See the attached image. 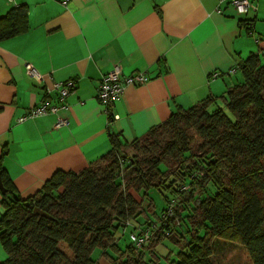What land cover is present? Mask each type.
<instances>
[{
    "label": "crops",
    "instance_id": "obj_1",
    "mask_svg": "<svg viewBox=\"0 0 264 264\" xmlns=\"http://www.w3.org/2000/svg\"><path fill=\"white\" fill-rule=\"evenodd\" d=\"M250 1L248 13L238 14L219 0H0V17L16 5L27 13V29L0 40V167L14 192L33 196L56 171L88 167L111 149L109 134L129 143L178 108L207 97L211 108L222 105L241 81L239 63L251 54L264 61V0ZM27 63L41 82L27 75ZM114 65L147 80L126 85L106 113L97 90ZM67 79L76 87L66 107L17 121L47 86ZM58 116L67 124L55 127Z\"/></svg>",
    "mask_w": 264,
    "mask_h": 264
},
{
    "label": "trees",
    "instance_id": "obj_2",
    "mask_svg": "<svg viewBox=\"0 0 264 264\" xmlns=\"http://www.w3.org/2000/svg\"><path fill=\"white\" fill-rule=\"evenodd\" d=\"M26 14L16 5L0 17V40L25 31ZM239 71L222 105L211 108L207 97L178 108L129 143L109 134L111 149L79 172L56 171L33 196L16 194L0 167V264H162L156 250L165 239L178 247L170 264H214L217 240L241 244L252 264H264V61L251 54ZM150 188L163 199L152 213L132 194ZM151 225L156 245L136 246L130 233Z\"/></svg>",
    "mask_w": 264,
    "mask_h": 264
},
{
    "label": "built area",
    "instance_id": "obj_3",
    "mask_svg": "<svg viewBox=\"0 0 264 264\" xmlns=\"http://www.w3.org/2000/svg\"><path fill=\"white\" fill-rule=\"evenodd\" d=\"M66 2V0H64ZM220 3L227 2L235 9L238 14H246L249 9L253 7L250 0H219ZM26 73L29 77L41 82L43 80V75L30 63L25 66ZM234 71L232 69L230 72ZM217 72L211 74V78L217 76ZM147 80V76L142 73H136L133 75H122L121 68L119 65H114L112 69L102 75L99 81L97 90V99L99 103L104 108L106 113H109V109L112 105L121 97L124 92V87L126 85L142 84ZM76 80L67 79L64 81L52 82L50 86L45 88L46 97H44L39 103L33 105L27 109L21 116L17 118L18 122H23L28 119H33L41 117L48 114H57L58 111L66 107V97L75 89ZM54 91L55 103L51 102L50 95ZM67 124V120L62 117H57L55 122V127H60ZM173 208V202H171L164 212L162 218L167 219ZM152 225L150 228L136 229L130 233L129 237L136 246L140 247L152 239Z\"/></svg>",
    "mask_w": 264,
    "mask_h": 264
},
{
    "label": "rangeland",
    "instance_id": "obj_4",
    "mask_svg": "<svg viewBox=\"0 0 264 264\" xmlns=\"http://www.w3.org/2000/svg\"><path fill=\"white\" fill-rule=\"evenodd\" d=\"M240 75L241 73L236 75L238 80H242V75L241 76ZM214 106L217 107L216 104ZM191 134L193 136V140L195 141L196 137L194 136L193 133ZM131 154H132V150L129 148L125 150L123 149L122 151V155L124 156H130ZM176 167L177 166H175V164L171 166L172 170H175ZM132 194L137 200L139 201L142 200L143 205L141 206V208H143L144 210L147 209L146 211H149V213L153 212L154 206L157 209H160L163 206L162 193L157 188H150L147 191L146 196L144 195V193L138 194V193H134L133 191ZM152 202L154 205L152 204ZM157 212L159 213L160 210H157ZM141 217L146 219L144 215L138 217V219L141 220L142 219ZM176 219L177 217H173L171 219L174 226H178ZM120 238H122V235ZM116 241L118 242L119 239ZM155 245H156L155 240L153 238L149 239L147 242V246L145 247L146 248L145 250H151ZM177 248L178 247L169 239H165L162 243L158 245L156 251L158 252V256L162 261V264H170L168 259H166V256L169 253V251L171 252L173 251L174 253L177 250ZM98 251H99L98 248H95L92 253V256L96 257L99 253ZM172 255H170L169 259L173 257ZM98 260L100 264L108 263L107 260L104 259L103 257H100ZM211 260L214 264H252L250 257L247 254V251L241 244L237 242H228L224 240L215 241Z\"/></svg>",
    "mask_w": 264,
    "mask_h": 264
},
{
    "label": "water",
    "instance_id": "obj_5",
    "mask_svg": "<svg viewBox=\"0 0 264 264\" xmlns=\"http://www.w3.org/2000/svg\"><path fill=\"white\" fill-rule=\"evenodd\" d=\"M0 190L3 191V186H2V182H1V179H0ZM35 213L39 214V215H42L44 217H48L49 218V215L47 213H45L44 211L40 210L39 208H35L34 209Z\"/></svg>",
    "mask_w": 264,
    "mask_h": 264
}]
</instances>
